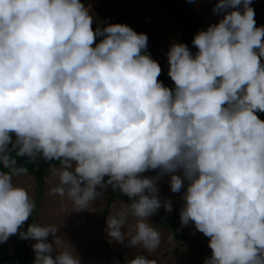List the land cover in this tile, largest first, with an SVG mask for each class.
<instances>
[{
	"label": "clouds",
	"instance_id": "1",
	"mask_svg": "<svg viewBox=\"0 0 264 264\" xmlns=\"http://www.w3.org/2000/svg\"><path fill=\"white\" fill-rule=\"evenodd\" d=\"M212 12L223 16L193 35L195 52L169 46V88L146 34L124 23L93 29L82 0H0V242L36 207L13 182L28 173L15 159L26 155L59 162L48 192L76 210L101 195L98 185L125 194L106 220L112 240L159 247L147 217L167 175L172 192L184 189L180 223L209 237L204 264H264V26L251 0H217ZM147 170L157 174L139 175ZM56 232L35 222L19 232L35 241L33 264H80Z\"/></svg>",
	"mask_w": 264,
	"mask_h": 264
},
{
	"label": "rangeland",
	"instance_id": "2",
	"mask_svg": "<svg viewBox=\"0 0 264 264\" xmlns=\"http://www.w3.org/2000/svg\"><path fill=\"white\" fill-rule=\"evenodd\" d=\"M193 3L200 12L204 29L210 23H215L222 18L223 13H213L212 8L217 0H188ZM89 6L90 14L93 17L92 27L103 28L108 23H124L136 32H143L147 36L146 51L157 61L161 72L165 74L171 83H174L167 75L168 64L166 52L173 42H182L175 24L169 20L152 3H143L138 0H82ZM256 10L261 7L260 0H251ZM251 3V4H252ZM264 20V16L261 17ZM100 37H97V42ZM55 165V167H58ZM54 167V166H53ZM52 168V167H51ZM51 168L46 173L42 193L38 194L36 182L32 175L22 174L13 177V182L23 186L28 194L38 204V219L36 223L46 225H57L55 236L61 238L66 245L70 246L80 259V264H116L112 259V252L120 254L122 264H126L137 255H143L146 259L155 260L156 264H192L191 251L196 250L197 242L202 244L200 260L204 264L205 258L211 255L208 244L209 237L197 230L191 222L187 225L180 223V209L183 206L182 188L180 192H172L168 184L167 175L157 181L159 189L158 197L161 200V207L155 213L147 217V221L161 233L159 247L148 252L139 246H130L127 243L128 236H125L124 243L112 240L106 232V223L101 226L102 215L100 210L104 207L107 199L106 186H97L101 193L95 198L87 209L76 210L66 196L50 195L48 189L56 183ZM157 170H147L139 175L154 176ZM171 200L172 210L165 211L163 201ZM121 202H127L121 197H116L109 215L117 211ZM108 215V216H109ZM130 224L134 219L130 218ZM122 232L127 233V226L122 227ZM134 231V229H132ZM169 233L173 239H169ZM105 237L108 248L100 242V235ZM49 243H53V236L47 237ZM30 243V251L34 260V250ZM53 248L57 251L54 243Z\"/></svg>",
	"mask_w": 264,
	"mask_h": 264
},
{
	"label": "trees",
	"instance_id": "3",
	"mask_svg": "<svg viewBox=\"0 0 264 264\" xmlns=\"http://www.w3.org/2000/svg\"><path fill=\"white\" fill-rule=\"evenodd\" d=\"M143 3H152L159 11H161L169 20H171L178 29L180 39L185 43L192 52H195V47L191 44L193 35L198 31L204 29L205 22L203 23L200 12L196 9L191 1L188 0H138ZM252 3V2H251ZM261 7L256 10V6L252 3L251 7L254 9V19L257 26H264V20L261 17L264 16V0H260ZM165 86L171 88V83L163 72H160L158 76ZM260 119L264 120V112H257ZM13 140H15L14 133L11 134ZM11 155L15 157V152L12 151ZM18 166H24L28 169V173L34 177L36 182V189L38 194L42 193V188L45 183L46 173L49 168L58 165L57 161H47L43 157H37L35 160H30L29 157L18 156L15 157ZM0 170L2 166H0ZM22 175V174H21ZM107 179V177H105ZM107 192V199L102 210H100L102 219L101 226L105 225L107 217L112 209L113 202L116 197H121L125 201L129 202V198L120 193L118 190H114L111 185H105ZM36 207L33 214L20 226L17 234L10 235L9 238L0 242V264H33V259L30 251V243L33 239H22L19 236L20 231H26L29 224L37 221L38 219V204L35 202ZM100 242L108 248V243L100 235ZM196 250L191 251L192 264H202L200 260V254L202 251V244L196 243ZM112 259L116 264H122L120 254L112 252Z\"/></svg>",
	"mask_w": 264,
	"mask_h": 264
}]
</instances>
